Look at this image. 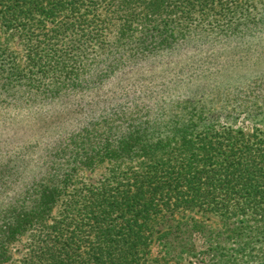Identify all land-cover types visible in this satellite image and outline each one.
I'll return each mask as SVG.
<instances>
[{
  "label": "trees",
  "instance_id": "1",
  "mask_svg": "<svg viewBox=\"0 0 264 264\" xmlns=\"http://www.w3.org/2000/svg\"><path fill=\"white\" fill-rule=\"evenodd\" d=\"M214 3L215 0H0L7 28L25 30L27 38V69H14L8 74L16 77V84L9 83V96L19 104L17 84H24L26 90L36 91L32 102L38 100L52 110L56 108L49 102L61 105L70 92L102 88L92 82L99 81L103 73H95V78L88 76L91 73L86 64L92 44L105 50L104 35L94 31L101 6L108 14L106 23L116 20L117 34L110 43L113 52L100 54L103 65L95 72L107 68L106 73L117 76L124 70L126 60H136L137 64V59L155 55L157 44L175 43L178 38L173 30H187L195 13L213 9ZM91 12L94 17L88 19L86 15ZM245 16L240 13L237 18ZM247 18L222 31L242 30L250 25ZM241 20L245 22L243 27ZM138 77L142 75L139 73L135 79ZM197 93L191 95V100ZM0 95L7 96L4 88H0ZM212 96L211 91L205 100L200 98L202 104H209ZM218 96L220 102L224 101L222 106L236 99L228 93ZM135 110L122 108L109 113L106 108L97 115L94 110H84L87 123L79 127L71 124L67 133L61 132L60 147L45 165L46 175L41 181L34 179L18 198L22 202L16 201L8 210V216H0V264H167L152 257L155 245L167 251L172 246L168 237L160 239L159 235L153 239L158 211L165 212V208L202 209L207 204L209 210L230 215L240 209L249 214L240 228L264 227V203H260L264 202V134L259 129L226 125L195 133L194 123H189L179 129L180 135L164 134L165 127L156 123L158 117L152 120L149 111L141 115L140 107ZM38 120L44 121L42 117ZM133 160H138V169L123 184L89 188L78 203L75 197L62 198L78 168ZM41 164L30 170L37 172ZM69 165L72 168L68 170ZM252 219L257 221L251 223ZM184 226L197 229L195 223L177 220L176 227ZM24 236L28 238L27 250L21 259H14L11 245ZM195 244L192 248L197 249Z\"/></svg>",
  "mask_w": 264,
  "mask_h": 264
},
{
  "label": "rangeland",
  "instance_id": "2",
  "mask_svg": "<svg viewBox=\"0 0 264 264\" xmlns=\"http://www.w3.org/2000/svg\"><path fill=\"white\" fill-rule=\"evenodd\" d=\"M212 8L214 10L207 8L204 12H196L187 30H173V35L178 38L175 43L157 44L155 55L139 58L137 64L136 60H126L124 70L122 68L123 71L114 76V73L105 72L107 68L95 72L103 65L100 54L113 52L110 43L117 34L116 20L106 23L104 18L108 14L105 8L99 7L98 28L94 31L104 35L105 50L92 44L86 64L91 73L88 76L103 73L99 81L92 82L102 88L87 92L69 91L72 94L64 98L66 102L62 100L63 104L49 102L54 105L52 108H56L52 110L46 109L48 105H40L38 100L32 102L36 91L26 90L24 84H17L19 104L15 98H10L9 83L16 84V77L8 74L14 69H27V38L25 30L7 28L0 10V73H3L0 74V88H4L7 95H0L1 218L9 215L8 210L24 195L34 179L41 181L46 175L45 165L60 147L61 132L67 133L73 127H69L71 124L79 127L87 123L85 111L94 110L97 115L106 108L112 113L122 108L128 112L136 111L140 107L141 115L149 111L152 120L158 117L156 123L165 127L164 134L177 132L180 135V128L194 123L195 133L210 126L232 125L236 129H259L263 135L264 0H215ZM240 13L246 16L237 18ZM86 17L91 19L94 16L91 12ZM246 17L250 20L249 26L237 32L222 31L240 24L238 20ZM241 22L243 27L245 22ZM168 35L173 37L171 30ZM105 61L106 65L108 60ZM133 67L138 68L134 70ZM139 73L142 77L135 79ZM225 76L230 80L226 81ZM111 79L114 80L111 82ZM211 91V101L203 105L200 98L205 100ZM193 93L197 96L191 100ZM222 93L231 94L236 99L222 106L224 101L220 102L218 98ZM38 117L44 121L40 122ZM177 144L181 146L179 139ZM39 162L42 163L39 170L31 171V166L37 167ZM137 165L138 160H133L121 164L105 161L91 168L80 167L62 198L75 197V203H78L77 200L83 198L89 188L98 189L105 183L123 184L138 169ZM70 168L69 165L68 170ZM208 207L204 204L202 209L165 208V212L158 211L153 239L159 235L160 239L168 237L172 246L168 241L171 249L167 251L159 244L155 245L154 260L167 264H264V227L240 228L239 224L249 215L248 211L238 209L235 215H230ZM177 220L195 223L197 229L178 228ZM256 221L252 219L251 223ZM27 239L24 236L11 245L14 259H21L25 254ZM194 243L197 249L192 248Z\"/></svg>",
  "mask_w": 264,
  "mask_h": 264
}]
</instances>
